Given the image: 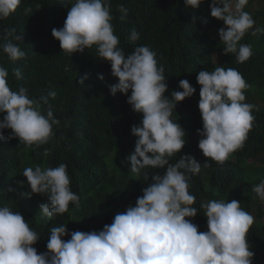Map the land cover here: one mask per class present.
I'll list each match as a JSON object with an SVG mask.
<instances>
[{
    "label": "clouds",
    "instance_id": "clouds-1",
    "mask_svg": "<svg viewBox=\"0 0 264 264\" xmlns=\"http://www.w3.org/2000/svg\"><path fill=\"white\" fill-rule=\"evenodd\" d=\"M20 2L0 0V19L9 17ZM202 3L203 0H184L185 8L192 10ZM247 4L248 0H211L209 5L210 16L225 26L218 31L223 54H235L236 62L241 64L253 55L250 44L239 43L255 24L244 11ZM63 5L68 9L63 27L51 31L61 52L71 57L95 47L97 58L110 64L111 76L117 81L109 87L110 94L126 95V102L139 115H134L139 125L131 128L136 139L134 152L128 157V170L137 175L147 168L164 171L152 176V183L142 189L135 206L117 213L102 230L68 233L66 225L52 227L47 251L39 254L33 247L40 240L38 234L19 212L0 205V264H252L254 252L246 235L255 218L235 199L210 200L200 205L207 231H199L191 221L198 210L193 206L196 197L189 192V180L200 173L201 163L191 155L170 163V158L186 144V131L172 118L174 109L192 97L196 89L187 80H180L181 91H172L170 99L164 95L168 91L167 79L163 66H158L156 52L145 45L126 55L118 47L109 0H65ZM119 10L127 12L123 7ZM24 12L30 14L31 8ZM192 20L195 22L196 17ZM257 32L264 29L257 28L251 34L255 36ZM3 39L0 49L9 61L25 57L14 43L22 42L15 28L5 29ZM130 39H139L135 29ZM217 65L214 71L201 70L196 75L202 121V129L197 130L198 149L206 158L204 167L209 166V160L223 165L230 154L241 149L254 120V105L244 103V91L250 85L236 69ZM13 74L21 77L19 69H14ZM8 76L7 69L0 66V140L5 138L4 130H10L7 139H18L26 147L47 144L53 125L59 124L49 103L57 93L50 91L39 99L30 98L25 87L11 90ZM87 78L85 74L77 83L83 85ZM98 79L102 81L103 75ZM22 176L28 188L22 193L26 199L47 194V202L39 206L42 218L55 219L69 211L70 203L80 207V196L73 192V175L67 164L44 169L27 167ZM25 181L18 182L19 186L24 187ZM252 191L264 201V181ZM12 192L11 187L0 191V198ZM66 235L70 239L65 240Z\"/></svg>",
    "mask_w": 264,
    "mask_h": 264
},
{
    "label": "trees",
    "instance_id": "trees-1",
    "mask_svg": "<svg viewBox=\"0 0 264 264\" xmlns=\"http://www.w3.org/2000/svg\"><path fill=\"white\" fill-rule=\"evenodd\" d=\"M64 3L65 0H21L9 17L0 19V45L5 42V29L15 28L22 42L14 43L25 53L24 58L12 62L0 49V66L9 73L10 89L25 87L33 99L47 96L50 91L57 93L49 103L59 124L53 125L47 144L26 147L18 139H7L10 130H4L5 138L0 140V191L14 189L0 198V205L19 212L38 234L40 240L33 245L38 254L47 251L52 227L66 225L68 233L102 230L117 213L129 205L135 206L142 189L152 183V176L164 171L147 168L137 175L128 170V157L134 152L136 139L131 128L139 125L134 118L139 115L126 102V95L110 94L109 87L117 81L111 76L110 64L97 58L95 47L71 57L61 52L51 31L63 27L68 11ZM210 4L211 0H203L199 8L192 10L185 8L184 0H109L118 47L126 55L145 45L156 52L158 66H163L167 79L168 91L164 95L170 99L172 91H181L180 80H187L196 89L192 97L174 109L172 118L186 131V144L170 158V163L175 164L180 156L191 155L201 163L200 173L191 175L189 180V192L196 197L193 206L198 210L192 223L199 231H207L202 203L239 201L255 218L246 235L254 252L252 264H264V201L252 191L264 181V32L251 34L257 28L264 29V0H248L244 8L255 24L239 42L250 44L253 51L242 64L236 62L235 54H223L218 31L225 26L210 16ZM121 7L127 10L126 14L119 10ZM25 8H31V13L26 15ZM192 17H196L195 22ZM133 29L139 33L136 41L130 39ZM217 63L236 69L250 85L244 91V103L254 105V120L241 149L230 154L223 165L209 160V166L204 167L206 158L198 149L197 130L202 129V121L196 75L201 70L214 71ZM14 69L20 70V78L13 74ZM85 74L88 78L83 85L77 83ZM101 74L102 81L98 79ZM46 107L42 109L45 115ZM60 164L70 168V181L73 192L80 196V207L70 203L68 212L49 220L39 213V206L47 202V194L26 199L22 193L28 188L22 173L27 167L44 169ZM20 181H25L24 187L19 186ZM64 239H70V235Z\"/></svg>",
    "mask_w": 264,
    "mask_h": 264
}]
</instances>
